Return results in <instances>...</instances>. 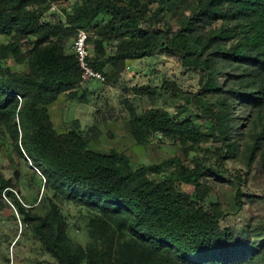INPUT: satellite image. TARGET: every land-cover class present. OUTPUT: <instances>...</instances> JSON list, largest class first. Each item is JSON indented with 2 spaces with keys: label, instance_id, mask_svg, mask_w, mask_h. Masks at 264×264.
Wrapping results in <instances>:
<instances>
[{
  "label": "trees",
  "instance_id": "trees-1",
  "mask_svg": "<svg viewBox=\"0 0 264 264\" xmlns=\"http://www.w3.org/2000/svg\"><path fill=\"white\" fill-rule=\"evenodd\" d=\"M63 1L66 0H0V34L15 39L0 45V122L13 138L17 153L25 152L26 159L42 176V198L50 199L45 194L50 191L58 200L97 210L101 217L93 222L103 235L114 230L106 219L116 221V227L130 236L127 246L131 252L121 260L124 264H264V241L259 245L255 241L239 244L231 231L221 227L218 212L209 217L191 205L203 208L212 202L210 187L204 180L210 176L238 185L235 200L237 209L242 210V182L231 179L223 156L215 167L203 165L198 158L193 159V167H187L175 157L132 170L123 154L95 153L77 133L57 134L48 106L66 92L71 99L77 98L75 90L84 79L74 53L66 52L61 40L44 45L49 38L67 35L83 21L90 24L105 12L110 20L88 38L95 53L91 66L106 79V67L115 69L128 59L145 58L156 50L176 57L184 70L198 73L201 91L219 94L220 105L225 107L223 115L206 111L204 117L211 121L215 137L227 155L236 147L237 126L232 108L241 112L239 126L248 122L254 129L264 128V79L257 80L264 73V0H200L187 15L180 14L181 29L172 37L159 27L158 15L148 18L138 0H76L80 3L64 10L65 22L42 21L53 4ZM163 3L178 12L190 2ZM208 16L220 20L221 25L206 31ZM32 36H36L34 41H28ZM112 40L118 41L119 47L104 59L105 44ZM28 43L32 47L25 58L20 47ZM9 54L16 64L26 59L29 72L11 73L6 67ZM221 75L223 82L219 81ZM127 108L128 128L137 140L144 132L161 134L179 139L182 146L199 149L201 143L209 140L190 120L176 121L159 110L141 115L130 103ZM254 148L258 150V146ZM169 164L176 168L163 174L160 183L147 179V173L159 174L162 166ZM10 184L0 175V195L4 191L22 218L34 223L41 242L57 263L79 264L80 260L72 254L70 237L64 236L57 209L48 213L52 221L48 214L31 215L18 202ZM177 184L187 187L184 195L177 193ZM90 251L104 264H112L97 249Z\"/></svg>",
  "mask_w": 264,
  "mask_h": 264
},
{
  "label": "rangeland",
  "instance_id": "rangeland-1",
  "mask_svg": "<svg viewBox=\"0 0 264 264\" xmlns=\"http://www.w3.org/2000/svg\"><path fill=\"white\" fill-rule=\"evenodd\" d=\"M138 1L145 7L149 19L158 15L159 27L168 31L169 37H172L181 29L180 14L184 12L187 15L189 9L196 6L200 0H189L190 3H184L178 12L164 7V0ZM75 2L76 0H66L59 3L55 10L49 11L43 17L42 21H50L52 24L65 22L64 10L71 9ZM109 20L110 16L101 12L90 24L83 21L76 30H70L67 35L60 34L57 38H49L44 45L61 40L66 52L74 53L73 44L77 30L84 29L92 36ZM206 20L204 24L206 31L221 25V21L213 16H208ZM35 37L27 39L34 41ZM13 40L15 39L12 35L0 34V45L11 43ZM119 44L115 40L107 42L104 59L115 53ZM230 45L231 43H228V47ZM30 47L31 43L22 44L20 47L25 58ZM89 51L94 58L93 46H89ZM6 67L17 75L29 72L27 60L16 64L11 54ZM104 71L107 76L104 83L83 80L75 90L77 98L71 99L66 92L61 94L55 104L49 105L52 124L57 134L75 132L87 141L88 149L95 153L107 155L116 151L123 154L132 170L159 165L162 161L175 157L180 158L187 167L194 166V158H198L205 166L215 167L223 156L224 166L231 179L238 178L242 182V210L237 209L235 200L238 185L232 180L225 181L210 176L204 180L210 187L212 202L203 208L192 203L191 205L209 217L215 216L218 212L221 215V227L231 231L237 243L247 244L254 241L257 245L262 243L264 141L261 139H264V128L254 129L248 122L239 126L237 120L241 112L237 107L232 108L237 126L236 147L234 152L225 155L220 140L215 137L211 121L204 117L206 111L223 115L225 107L220 105V96L214 91H201L198 73L184 70L176 57L161 54L156 50L151 56L128 59L117 68L106 67ZM263 75L257 80L264 79ZM219 81H224L223 75L219 77ZM128 103L141 115L150 110H159L169 113L176 121L190 120L198 132L209 136V140L200 144L202 149L182 146L179 139L175 140L161 134L147 135L144 132L140 140H137L132 137L128 128L130 119ZM226 104L229 105L228 102ZM255 146H258V150H255ZM175 168L176 166L172 164L164 165L161 173H147L146 177L152 182L160 183L162 175L173 172ZM0 175L11 182V190L15 193L16 199L24 209L31 212V215L45 217L54 207L57 209L60 225H64L62 231L64 236L70 237L74 245L72 254L80 260L79 264H104L93 255L91 248L97 249L98 253L103 258L110 259L112 264H124L121 260H125L131 252L127 246L130 236L126 231L116 227L118 226L116 221L106 219L110 223V229L115 231L110 230L103 235L99 225L93 222L97 217H101L97 210L58 200L50 191H45L50 199L42 198L44 191L42 176L26 159L25 152L17 153L14 140L2 122H0ZM176 190L178 194L184 195L187 187L177 184ZM3 193L4 191L0 195V264H58L47 246L41 242L33 227L34 223L30 224L22 218L15 204ZM48 216L51 220V214Z\"/></svg>",
  "mask_w": 264,
  "mask_h": 264
},
{
  "label": "built area",
  "instance_id": "built-area-1",
  "mask_svg": "<svg viewBox=\"0 0 264 264\" xmlns=\"http://www.w3.org/2000/svg\"><path fill=\"white\" fill-rule=\"evenodd\" d=\"M88 38L89 33L86 30L80 29L77 31L73 44V50L77 59L78 68L84 80L104 83L105 76L91 66V54L89 51Z\"/></svg>",
  "mask_w": 264,
  "mask_h": 264
},
{
  "label": "crops",
  "instance_id": "crops-1",
  "mask_svg": "<svg viewBox=\"0 0 264 264\" xmlns=\"http://www.w3.org/2000/svg\"><path fill=\"white\" fill-rule=\"evenodd\" d=\"M57 5H58V4H53V5L51 6L50 11H51V10H55L56 7H57ZM45 15H47V14H45ZM60 96H61V95H60ZM60 96H59V97H60ZM59 97L57 98V100L59 99ZM57 100H56L54 103H52L50 106H52L53 104H55V103L57 102ZM50 106L48 107V111H49ZM49 116H50V119H51L50 111H49ZM51 122H52V120H51Z\"/></svg>",
  "mask_w": 264,
  "mask_h": 264
}]
</instances>
